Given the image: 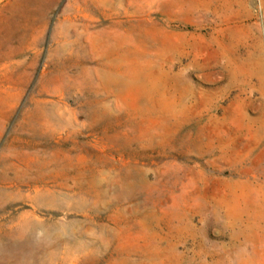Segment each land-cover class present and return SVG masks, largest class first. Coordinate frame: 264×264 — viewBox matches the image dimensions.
Here are the masks:
<instances>
[{
  "label": "rangeland",
  "instance_id": "obj_1",
  "mask_svg": "<svg viewBox=\"0 0 264 264\" xmlns=\"http://www.w3.org/2000/svg\"><path fill=\"white\" fill-rule=\"evenodd\" d=\"M0 264H264V0H0Z\"/></svg>",
  "mask_w": 264,
  "mask_h": 264
}]
</instances>
